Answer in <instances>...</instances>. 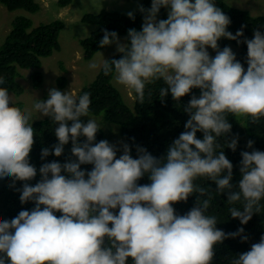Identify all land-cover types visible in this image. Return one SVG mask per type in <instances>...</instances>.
Instances as JSON below:
<instances>
[{"label":"clouds","instance_id":"1","mask_svg":"<svg viewBox=\"0 0 264 264\" xmlns=\"http://www.w3.org/2000/svg\"><path fill=\"white\" fill-rule=\"evenodd\" d=\"M162 8L166 19H158ZM139 11L141 30L129 29L126 42L117 32L103 30L99 46L115 44L121 57L102 64L93 60L89 67L101 68L133 90L141 104L146 84L155 81L164 82L162 99L170 93L179 102L191 94L183 107L189 116L185 131L164 156L137 145L133 158L126 142H96L100 126L89 117V92L75 96L51 88L46 99L33 105L40 117L58 125V143L42 148L41 158L61 157L69 143L71 156L37 170L29 159L35 142L32 111L14 106L8 90L0 87V179L9 178L12 187L22 182L21 204L34 205L11 219L0 218V264L5 259L9 264H128L129 259L131 264H212L215 247L224 240L248 241L243 227L225 233L208 212L214 193L227 195L231 218L242 225L261 210L264 151L248 141L253 150L241 152V179L234 184L233 164L224 149L217 150L222 136L233 152L238 146V137L228 138V114L251 117L252 123L264 117V32L258 27L253 38L241 40L243 30L228 31L230 17L215 0H152L150 8L140 5ZM127 15L135 19L134 12ZM221 38L247 45L246 69L231 47L219 48ZM82 117H88L86 123ZM145 175L151 183L139 184ZM201 178L216 189L195 183ZM193 194L195 205L177 214L173 205ZM230 264H264V236Z\"/></svg>","mask_w":264,"mask_h":264},{"label":"trees","instance_id":"2","mask_svg":"<svg viewBox=\"0 0 264 264\" xmlns=\"http://www.w3.org/2000/svg\"><path fill=\"white\" fill-rule=\"evenodd\" d=\"M73 0H58L57 6L60 8L68 7ZM152 0H141V5L144 8L151 7ZM216 6L221 8L224 13L230 17L231 23L228 31L235 34L238 30H243L245 38L251 39L254 35V29L258 28L264 32V16H253L250 12L228 5L223 0H215ZM0 4L6 7L10 12L25 11L28 14H37L40 11V5L35 0H0ZM135 19L129 18L117 11H109L106 9L98 13H87L80 18V22L86 25L94 26L90 34L78 40V45L82 50L83 60L87 61L99 51L103 50L99 46L100 40L103 38L104 31H115L119 36L126 38L129 29L141 30L143 23V14L139 9L134 13ZM167 10L162 8L158 19H166ZM52 23H40L34 26L31 18L27 16H17L12 23V29L7 35L3 45L0 46V76L5 78V83L0 87L6 88L16 97L24 93V88L18 83L17 79L21 75V70L30 68H40L42 59L52 56L55 52L61 50L59 42L60 32L65 29L66 22L63 18H58ZM126 42V41H125ZM219 48L233 45V50L237 59L247 68L246 56L247 45L238 44L234 40L221 38L218 41ZM121 54H115L107 60L113 58L119 59ZM34 86L37 88L44 80L40 72L33 74ZM58 88H66V78L61 75L57 80ZM162 80L155 81L145 86V101L141 104L135 92L132 90L134 101L132 107L129 106L123 97L122 93L114 85V80L111 76H105L100 68L95 78L83 85L77 93L82 95L84 92L91 94V104L89 115L101 116L99 118L103 122L109 121L119 126V135L122 141L128 143L132 148L133 158H137L136 146L146 148L151 154L156 157H162L166 154L168 146L172 141L179 137L185 131V123L189 119L183 107L191 99V94L182 97L179 102L175 101L171 94L162 99L160 97V88L164 87ZM151 93V95H149ZM12 94V95H13ZM192 94L199 96L198 89H193ZM14 106L25 110L22 102L13 103ZM11 106V105H10ZM86 117H82V121ZM227 119L232 125L231 133L228 138L238 137V146L235 152L226 147L227 137L218 138V142L227 158L233 164V183L236 184L241 179L240 161L242 159V151L260 150L264 151V117L258 122L252 123L251 117L241 116L234 117L232 114L227 115ZM58 125L53 124L50 118L46 117L41 120L33 121L34 129V145L30 152V162L39 170V167L45 162L57 161L64 163L71 156V143L65 146L64 154L61 157L50 155L46 159L41 158V150L44 147L52 148L58 143L54 129ZM198 138H203L202 133H197ZM85 138L81 137V142ZM104 140L103 129L97 133L96 142ZM249 140L254 141L253 149L247 147ZM119 146V145H118ZM120 153H118V156ZM82 169L91 170L92 165H82ZM40 178L39 171L36 179ZM139 184H149L151 181L145 175ZM195 183L213 190L216 185L206 179H198ZM22 187V182H16L15 187L11 186L9 178L0 179V218L11 219L18 214L22 209L32 208V202L21 204L19 200L18 189ZM227 195H219L214 193V199L211 201L209 215L217 217V227L225 233L236 232L239 228L245 229V234L248 236L247 242H242L240 237L229 238L224 240L222 244L215 247V257L212 264H230V261L236 258V255L250 250L251 244L259 242L261 236H264V199L261 201L260 213L254 214L252 219L242 225L239 219L231 218L229 208L233 205L227 204ZM196 202V194L189 197L187 202L181 201L175 203L173 207L177 214H186ZM236 207H241L239 204ZM116 211V210H114ZM57 216L61 213L57 212ZM3 264H9L5 259ZM128 264H131L129 259Z\"/></svg>","mask_w":264,"mask_h":264},{"label":"rangeland","instance_id":"3","mask_svg":"<svg viewBox=\"0 0 264 264\" xmlns=\"http://www.w3.org/2000/svg\"><path fill=\"white\" fill-rule=\"evenodd\" d=\"M40 5V11L37 14H28L25 11L10 12L5 6L0 4V46L4 44L7 35L12 29V23L17 16H27L32 19L34 26L40 23H52L58 18H63L66 22L65 29L60 32L59 42L61 50L55 52L52 56L42 59L40 68H30L21 70V75L17 79L18 83L24 88V93L16 97L10 93L13 103L22 102L25 110L32 111L33 121L41 120L46 117H40L35 112L33 105L39 99H46L51 88H56L62 92L70 91L77 96L84 84L91 82L100 68L92 69L89 67L90 62L95 60L97 64H102L104 59H109L118 54L116 45L107 46L96 53L92 59L83 60L82 50L78 45V40L87 37L94 29V26L86 25L80 22V18L87 13H98L103 9L117 11L127 15L129 11L136 12L141 5V0H73L66 8L57 6L58 0H35ZM230 6L246 10L253 16H264V0H223ZM122 43L125 42L124 36H119ZM229 47L235 49L233 45ZM210 55H216L215 50L208 49ZM40 72L44 80L39 87L34 86L33 74ZM65 76L66 88L60 89L57 85L59 76ZM116 88L122 93L127 104L132 107L134 96L132 90L117 84ZM13 94V95H12ZM95 119L100 128L103 129L104 140L110 143L118 144L122 141L119 135L120 128L117 124L109 121L103 122L101 116L89 115ZM86 117L83 122H87Z\"/></svg>","mask_w":264,"mask_h":264}]
</instances>
